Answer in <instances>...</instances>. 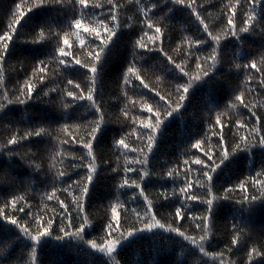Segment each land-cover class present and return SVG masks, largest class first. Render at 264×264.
I'll use <instances>...</instances> for the list:
<instances>
[{
  "label": "snow or ice",
  "instance_id": "snow-or-ice-1",
  "mask_svg": "<svg viewBox=\"0 0 264 264\" xmlns=\"http://www.w3.org/2000/svg\"><path fill=\"white\" fill-rule=\"evenodd\" d=\"M208 8L215 4L16 0L9 22L0 25V264H42L39 252L50 239L78 241L100 264H121L122 251L144 234H174L169 239L179 238L182 250L198 257L191 264H264V223L257 228L253 222L257 213L264 216V0H223L218 15ZM121 36L129 48L114 69L119 94L111 99L120 104L115 119L120 129L109 146L115 157L110 161L98 151L113 122L105 109L102 73ZM247 36L260 37L257 55L246 50ZM10 57L24 73L12 88ZM241 73L237 86L222 83ZM197 99L204 110L198 117L202 134L189 137L176 163H153L166 125L183 119ZM32 101L58 105L60 115L29 112L36 107ZM17 105L24 106L23 115ZM25 145L47 153L45 175L51 180L42 190L27 177L44 172L43 158L38 162L31 147L17 151ZM245 166L248 174L221 185L218 193L219 175ZM102 167L114 191L101 206V235L85 239L94 227L86 205ZM153 178L159 188L150 191ZM225 201L233 204L228 240L210 252ZM165 204L171 211L162 215ZM240 251L243 258L233 259Z\"/></svg>",
  "mask_w": 264,
  "mask_h": 264
},
{
  "label": "trees",
  "instance_id": "trees-1",
  "mask_svg": "<svg viewBox=\"0 0 264 264\" xmlns=\"http://www.w3.org/2000/svg\"><path fill=\"white\" fill-rule=\"evenodd\" d=\"M15 2L16 0H0V25L9 22V15L14 9ZM203 2L206 4H215V8H208V11L213 12L214 15H218V9L220 8V3H222L223 0H220V2H217V0H203ZM133 12L134 9L129 8L127 14L132 15ZM157 15H160V13H157ZM20 31L23 33L24 29H21ZM175 39L178 40L179 36L177 35ZM260 45V37L247 36L245 46L249 53L257 55L260 50ZM128 48L129 45L127 43V37L121 36L116 43L109 63L105 66L102 73V95L104 101L106 102L105 109L113 117V122L107 125L104 136L101 137V145L98 151L104 159H108L110 161H114L115 157L109 146L111 144L112 137L117 136L120 129V124L115 122L116 117L119 115L120 104L111 99V97L119 94L116 81L117 72L114 69L121 64L127 54ZM225 52L226 63L224 65V71L226 73L228 67L227 62L231 61V46H228L225 49ZM6 68L8 76L7 86L12 88L16 85L18 80H23L24 73L19 71L16 57H10L8 59ZM26 70L28 72L31 71L30 63L26 62ZM146 79H148L150 84L152 83L153 78L150 75L146 77ZM242 79L243 73H241L239 79L233 75H227L226 79L222 81V83L225 87H227L228 84L237 86ZM247 99L251 101L253 97H248ZM30 103L35 104L36 107L28 109L29 112H33L38 115L43 111H47L48 115L52 117L60 115L58 105L40 103L39 101H32ZM224 103V100L220 101L221 108ZM15 107L20 108L22 110L21 115H23L24 106L17 105ZM202 111L204 110L200 107V101L198 99L194 100L192 105H189L187 111L183 114V119L177 118L166 125L159 139L153 163L159 164L163 167L164 162L167 161L170 166L172 163H176L181 158L182 149L188 146L191 142L189 137L195 139L197 138L195 134H202V128L204 125L202 121L198 119ZM79 112L83 113L84 109H80ZM244 114L246 115V112ZM235 118L237 117L233 116V119ZM60 122L62 123L63 121ZM20 126L27 127L28 125L21 124ZM52 126L56 127L57 125L54 123ZM29 147L32 148L33 152L37 153L38 162L39 158H43L44 172L33 174L27 178L30 180H36V188L42 190L44 188V183L51 180L50 173H48L47 177L45 175V173H47V153L39 151L36 147H32L31 145H25L24 147L17 149V151L23 152ZM40 148L43 149L44 145L41 144ZM74 148L75 150H78L79 146H74ZM155 170L157 169H154V171ZM28 171L30 172L31 170L29 169ZM80 174L83 175V172L81 171ZM247 174L248 169L246 166L243 168L242 172L237 168H226L215 182L218 193L222 191L221 185H225L226 182L229 181L235 183L237 181V177L243 178V176ZM76 178V176H73V179ZM153 180L154 182L148 185V190L150 191H155L159 188V183L155 182V178H153ZM166 186L171 187V185ZM35 191L36 189L34 188L33 195H35ZM113 191L114 181L111 178L108 169L102 167L100 175L95 182L92 198L86 205V210L94 217V227L93 229L88 230L89 235H87L85 239H91L101 235L100 229L103 223H105L104 212L101 206L108 204V201L112 199ZM32 203L34 206L38 205L39 197L37 196ZM222 205L223 207L220 210V214L216 218L215 236L210 242L211 247L208 248L210 252L219 251L228 240L227 222L231 220L233 204L231 201H225L222 202ZM168 211H171V209H169L166 204L164 207L159 208V212L162 215H166ZM253 222L254 225L259 228L261 224L264 223V216L257 213L253 218ZM184 227L185 229H188L189 234H193L192 230L188 227L187 221L184 222ZM173 235L174 234H165L164 237H152L150 234H144L143 238L134 240L122 251L121 264H137V261L142 259L149 261L152 259H156L158 261H172V264H191L193 259H198V257H194L192 254L188 253L186 249L182 250L179 238L169 239V237ZM150 251L151 256H149ZM39 256L42 264H100V258L98 256H92L85 245H82L75 240L56 241L54 239H50L43 245L39 252ZM238 258H243V251L236 252L233 259ZM208 264H211V261H209Z\"/></svg>",
  "mask_w": 264,
  "mask_h": 264
}]
</instances>
